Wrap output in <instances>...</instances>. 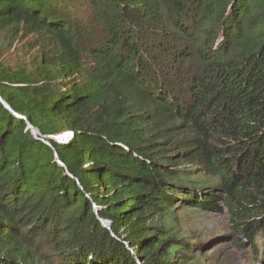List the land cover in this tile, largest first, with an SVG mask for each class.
Instances as JSON below:
<instances>
[{"label": "trees", "instance_id": "trees-1", "mask_svg": "<svg viewBox=\"0 0 264 264\" xmlns=\"http://www.w3.org/2000/svg\"><path fill=\"white\" fill-rule=\"evenodd\" d=\"M78 5L0 0V264H182L179 206L264 239V0Z\"/></svg>", "mask_w": 264, "mask_h": 264}, {"label": "rangeland", "instance_id": "rangeland-1", "mask_svg": "<svg viewBox=\"0 0 264 264\" xmlns=\"http://www.w3.org/2000/svg\"><path fill=\"white\" fill-rule=\"evenodd\" d=\"M51 2L74 11L81 0ZM28 40L17 37L0 45L3 63L14 69L29 66L35 51L28 48ZM177 209L174 224L181 237L193 242L192 254H188L189 259H182V264H264V239L261 232L256 233L257 228L252 231L257 236L251 243L242 239L236 222L226 213H209L187 206Z\"/></svg>", "mask_w": 264, "mask_h": 264}, {"label": "water", "instance_id": "water-1", "mask_svg": "<svg viewBox=\"0 0 264 264\" xmlns=\"http://www.w3.org/2000/svg\"><path fill=\"white\" fill-rule=\"evenodd\" d=\"M0 101L3 103V105L8 109V110H10L11 112H13L12 110H11V108L8 106V104L6 103V102H4V100L1 98V96H0ZM14 113V112H13ZM15 114V113H14ZM16 115V114H15ZM18 118H20V119H24L22 116H20V115H16ZM28 129H30V130H32V132H33V134H35L37 137L40 135V133H39V131L38 130H36V129H33V127L31 126V125H29L28 126ZM103 223L106 225V226H108V228H110V223H109V221H103Z\"/></svg>", "mask_w": 264, "mask_h": 264}]
</instances>
